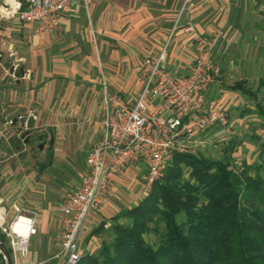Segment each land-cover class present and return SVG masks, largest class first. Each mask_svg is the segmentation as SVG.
Wrapping results in <instances>:
<instances>
[{
	"label": "crops",
	"instance_id": "crops-1",
	"mask_svg": "<svg viewBox=\"0 0 264 264\" xmlns=\"http://www.w3.org/2000/svg\"><path fill=\"white\" fill-rule=\"evenodd\" d=\"M182 2L84 0L67 8L59 25L44 33L16 19H0V207L6 224L24 213L33 216L35 226L27 252L18 254L15 264H58V204L78 183L87 151L99 139L103 94L118 93L128 103L133 101L142 85L137 60L160 48ZM261 7L257 0H194L177 22L165 66L181 73L192 58L193 32L183 30L189 21L196 32L214 38L211 57L218 72L238 76L247 92L228 88L259 92V84L252 89L246 83L264 82V34L259 26L264 21L257 19ZM14 50L21 61L15 77H10ZM215 84L211 83L210 96L223 102L228 94ZM156 108L150 105L151 112ZM30 115L31 128L25 126ZM143 171L144 165L136 163L111 175L107 202L99 212L89 213L83 229L97 217L99 223L85 235L82 229L80 237L85 239L79 246H94L101 232L91 231L100 224L107 227L114 215L131 206L121 201L135 195L134 189H118L130 183L143 188Z\"/></svg>",
	"mask_w": 264,
	"mask_h": 264
},
{
	"label": "built area",
	"instance_id": "built-area-1",
	"mask_svg": "<svg viewBox=\"0 0 264 264\" xmlns=\"http://www.w3.org/2000/svg\"><path fill=\"white\" fill-rule=\"evenodd\" d=\"M84 0H1L0 19H16L33 25L36 33L52 31L69 7ZM194 0H183L175 23L157 51L144 53L137 65L142 85L131 103L118 93L103 94L99 139L86 154V167L80 179L59 202L62 215L60 237L54 257L58 264H73L79 257V238L89 213L107 202L112 188L111 175L141 163L140 185L149 190L163 176L174 153L186 152L190 139L216 125L229 130L228 111L209 88L216 67L211 57L214 38L195 31L191 22L183 30L193 32L194 54L185 71L165 66L167 52L177 22ZM10 77H15L21 58L16 51ZM23 76H27L24 73ZM150 105L157 110L150 111ZM20 217L26 218V232L14 229ZM32 215L17 213L6 224L0 207V231L4 233L14 260L28 249L35 232ZM29 261L28 264H38ZM1 264V263H0Z\"/></svg>",
	"mask_w": 264,
	"mask_h": 264
},
{
	"label": "trees",
	"instance_id": "trees-1",
	"mask_svg": "<svg viewBox=\"0 0 264 264\" xmlns=\"http://www.w3.org/2000/svg\"><path fill=\"white\" fill-rule=\"evenodd\" d=\"M231 88L247 92L242 82ZM258 112L264 129L261 105ZM104 230L109 240L73 264H264V178L233 169L225 153L208 160L177 152L142 199L91 233ZM149 232L156 242L146 240ZM0 240L11 253L1 231Z\"/></svg>",
	"mask_w": 264,
	"mask_h": 264
},
{
	"label": "rangeland",
	"instance_id": "rangeland-1",
	"mask_svg": "<svg viewBox=\"0 0 264 264\" xmlns=\"http://www.w3.org/2000/svg\"><path fill=\"white\" fill-rule=\"evenodd\" d=\"M261 4V11H258L257 19L264 21V0H257V5ZM261 17V18H260ZM262 32L264 34V22L260 24ZM137 60V65L140 62L141 56ZM224 65V63L222 64ZM225 67V66H224ZM238 76L226 75L224 73H219L216 65V70L213 75V85L224 89L228 96L223 99L224 105L229 109V130L223 131L219 127H212L203 132H199L190 139V143L187 146L186 152L181 153H192L197 156L204 157L208 160L221 159L223 154L229 155L231 167L235 170H240L246 167L250 175H254L255 172H259V176L264 178V149L260 148L261 139L260 136L264 135L262 131L261 117L257 112V103L264 104V82L246 83V86L254 89L257 84L259 92L252 94H243L239 91H233L228 88V86L234 84L238 81ZM212 90L211 86L209 88V94ZM257 97V98H256ZM222 98V96L220 97ZM185 164H182V178L188 177L189 169ZM139 173V172H138ZM137 178V176H136ZM134 189L135 195L129 199L125 197V200L121 201L122 204H136L140 199H142L148 190L140 188L136 183H130L129 187L121 186L118 191L124 192L125 190ZM126 192V191H125ZM127 195V194H126ZM101 205L93 210V212H99ZM100 217H97L93 221V225L89 228L85 227L83 229L84 235L87 234L90 228L98 225ZM162 228V226H161ZM81 234L79 238V244L84 238ZM108 231L104 230L96 235V241L94 246H79V253L96 252L100 247L102 242L109 240ZM145 238L149 242H156L158 240V235L155 232H149L145 234ZM8 243V241H7ZM12 255V254H11ZM0 263L1 258H0Z\"/></svg>",
	"mask_w": 264,
	"mask_h": 264
},
{
	"label": "water",
	"instance_id": "water-1",
	"mask_svg": "<svg viewBox=\"0 0 264 264\" xmlns=\"http://www.w3.org/2000/svg\"><path fill=\"white\" fill-rule=\"evenodd\" d=\"M33 116H28L25 120V126L26 127H33ZM24 123H22L23 125ZM0 258H1V262L2 264H15L14 263V259L10 253V250L8 249V247L5 245V243H3L0 240Z\"/></svg>",
	"mask_w": 264,
	"mask_h": 264
},
{
	"label": "bare ground",
	"instance_id": "bare-ground-1",
	"mask_svg": "<svg viewBox=\"0 0 264 264\" xmlns=\"http://www.w3.org/2000/svg\"><path fill=\"white\" fill-rule=\"evenodd\" d=\"M26 218L20 217V219L13 224L14 229H16L19 232H26L27 224L25 225ZM16 224V225H15Z\"/></svg>",
	"mask_w": 264,
	"mask_h": 264
}]
</instances>
